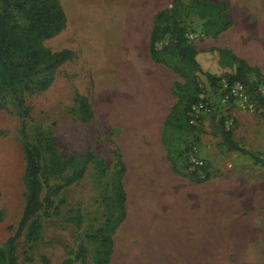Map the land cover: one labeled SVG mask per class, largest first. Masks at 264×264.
Wrapping results in <instances>:
<instances>
[{
    "label": "rangeland",
    "instance_id": "374dc122",
    "mask_svg": "<svg viewBox=\"0 0 264 264\" xmlns=\"http://www.w3.org/2000/svg\"><path fill=\"white\" fill-rule=\"evenodd\" d=\"M59 1L65 16L64 26L43 45L52 52L68 50L72 53L71 59L56 70L47 90L24 94L30 121L16 116L7 97L0 108V247L15 232L24 203L21 128L39 126L64 164L56 175L48 178L51 188L41 187V197L49 191L52 203L44 210L49 216L38 215L40 230L35 242L29 248L22 237L15 242L17 264H60L68 254L76 253L79 246L85 249L86 263L92 264L98 247L86 236L109 213L116 212L111 205L110 190L116 156L128 162L130 174L134 173L130 168L136 167L138 157L144 161L155 158L160 123L177 100L173 85L182 84L163 65L152 62L147 50L152 16L170 8L171 0ZM211 1L224 2L232 20V26L217 39L200 36V20L195 16L180 15L178 19L185 28L186 39L202 59V68L210 59L211 73H228L227 67L218 65V54L214 51L226 49L257 67L264 78V0ZM187 4L188 0H180L179 7ZM166 40L167 37L160 38L155 49L160 50ZM249 81H253L252 76ZM197 82L204 94L212 97L203 75H197ZM75 95L84 96L88 102L92 118L87 122L78 120ZM212 101L215 102L213 97ZM220 116L230 121L227 127L230 138L264 160V118L258 113L219 107L194 130L193 135L198 139L191 146L195 148V157L204 163L207 180H218L226 193L221 195L219 221L216 211L211 218L205 216L207 220L202 227L206 232L201 233L197 244L196 240L189 241L196 256L203 261H185L189 260L190 246L184 245L185 251L180 252L181 241H171V232L162 241H133L117 228L112 236L113 258L108 264H264V184H261L260 196L248 199L249 205L242 214L245 220L253 218L252 222H245L248 229L236 234L238 231H232L236 226L231 222V214L226 213L233 206L231 195L237 185L255 176H262L264 181V169L253 165L246 155L227 152L221 146L215 130ZM167 139L173 151L171 158L182 171L192 135L184 129L171 130ZM87 152L101 162L103 173H97L89 163L81 179L65 185L73 169L65 163L68 159L77 161ZM123 190L128 200L132 199L133 188ZM148 191L143 186L136 194H144L145 201L152 200ZM153 199L155 202L158 195ZM139 204L130 207L133 217L139 219L134 224L148 227L154 221H147L143 214L145 206ZM162 209L155 215L153 231L160 227L159 222L163 230L168 222L167 232L171 226H181L179 221L173 223V213L170 215ZM217 222L223 227L219 238L215 229L212 233L209 230L210 224L214 227ZM147 257L150 259L146 260Z\"/></svg>",
    "mask_w": 264,
    "mask_h": 264
},
{
    "label": "trees",
    "instance_id": "16d2710c",
    "mask_svg": "<svg viewBox=\"0 0 264 264\" xmlns=\"http://www.w3.org/2000/svg\"><path fill=\"white\" fill-rule=\"evenodd\" d=\"M179 2L180 0H171L170 8L162 9L152 16L147 50L152 62L163 65L182 80V84L173 85L177 100L170 107L162 123L160 139L166 149L171 171L198 183L206 181L209 176L205 166L195 167L192 170L188 166L187 157L190 147L198 141L193 135L197 128L187 125L189 107L197 101H211L214 103L213 113L219 106L212 101V97L216 101L217 86L223 79L228 84L241 83L251 95L255 113L264 118V93L258 92L259 85L264 86V78L257 67L248 65L226 49H214V51L218 54V65L227 67L228 73H211L210 59L202 68V59L195 47L186 39L185 28L178 20L180 15L195 16L200 20V36L212 40L227 31L232 26V20L226 4L222 1L188 0V4L182 7H179ZM64 23L65 16L59 0H0V108H3V101L7 97L16 116L23 121H30L24 94L47 90L54 81L56 70L72 57V53L68 50L52 52L43 45V42L53 38L62 30ZM162 37H167L166 43L160 50H156L154 46ZM197 75L205 77L212 97H207L200 89ZM249 76L253 77V81H249ZM73 102L77 106L78 120L89 121L92 113L86 98L75 95ZM223 119L220 116L216 120L215 129L221 146L227 152L246 155L253 165L264 169V160L248 153L230 138V131L224 128ZM183 129L191 133L193 141L186 149V162L181 171L177 168L175 160L168 156L173 151L167 133L171 130ZM20 137L24 163V203L15 232L0 247V264H17L15 242L18 238L22 237V242L28 248L35 242L40 230L38 215L49 216L44 210L52 203L49 191L41 197V187L44 185L49 190L51 187L47 183L48 178L56 175L64 165L57 158L46 132L39 126L34 125L26 130L24 125L20 130ZM89 163H92L97 173H103L101 162L91 152H87L78 157L77 161L67 160L65 164H71L73 169L64 184L71 185L81 179ZM113 168V179L110 182L111 205L117 213H109L102 224L92 234L86 236L98 247L92 264L109 263L112 254V236L125 218V193L122 185L125 166L120 155L116 156ZM76 220L79 222V217H76ZM76 261L79 264H87L83 246H79L73 255L68 254L60 264H74Z\"/></svg>",
    "mask_w": 264,
    "mask_h": 264
},
{
    "label": "crops",
    "instance_id": "0c3cea01",
    "mask_svg": "<svg viewBox=\"0 0 264 264\" xmlns=\"http://www.w3.org/2000/svg\"><path fill=\"white\" fill-rule=\"evenodd\" d=\"M261 72L263 73L262 70ZM164 119L160 123V135ZM160 138L161 137L159 136V145H157L155 158L144 161L142 157H138L139 161L136 163V167L130 168V170H134V173L130 174L127 171L126 165L128 162L123 161L125 166V173L122 179L123 189H126V187H132L134 191L133 197L130 200H128L129 198L125 195V218L118 228H121L123 232L125 231L127 238H131L133 241H138V239H142V241H162L163 238H166L167 234L171 232V241H181L180 246L182 249L180 252L185 251L184 245L190 246L187 249L188 254H190L189 260L185 261L201 262L203 261V258L200 259V257L196 256L189 241L196 240L197 244V242H199L197 240L201 238V233L203 234L206 232L202 227V224L204 225V220L206 219L204 218L205 216L211 218L212 215H215L216 211L219 213V216L216 218L217 221H219V203L221 201V195L226 194L225 188L223 185L221 186L218 180H206L195 183L174 174L171 171L170 163L167 160V152L162 145ZM168 156L171 157L172 154H168ZM261 184H264L263 177L255 176V178L244 182V184H239L237 187L235 186V193L231 195L232 197L230 196L231 199H233V206H230L229 211L227 210L226 213L231 214V222L236 226V228H232V231H238L236 234L243 232V229H248L245 222L253 221L252 217L245 220L242 217V214L249 205L248 199L250 198L251 201L253 197L260 196ZM143 186L147 187V191L149 190V198L152 197V200L145 201L144 194H136V192L138 193V190ZM155 195H158V199H155L156 201L154 202L153 196ZM146 202H149V204L146 205ZM137 203H140V207L145 206L143 208V214L150 223H152V221H154V223L156 222L157 218H155V215L162 212V208H164V211L170 212V215L172 213L174 214V217L172 218L173 223L179 221V223L181 222V226H171L169 232H167L168 222L166 227L164 224V230L162 229L160 222L158 223L160 224V227L155 231H153L152 228L154 223L148 227L145 225L144 228H142V225L136 226L134 223L137 220L139 221V219L136 220L133 217V211L131 212L130 207ZM157 207H159V209ZM145 208H147L148 212L147 210L145 211ZM241 225H244L246 228H240ZM222 228L223 227L219 225V222H217L214 227H211V224L209 226L211 233L212 230H216L218 238L219 231ZM151 244L154 243L151 242ZM113 253L114 249L112 241V254L110 261L113 258ZM149 259V257L146 258V260Z\"/></svg>",
    "mask_w": 264,
    "mask_h": 264
},
{
    "label": "built area",
    "instance_id": "2783aa9c",
    "mask_svg": "<svg viewBox=\"0 0 264 264\" xmlns=\"http://www.w3.org/2000/svg\"><path fill=\"white\" fill-rule=\"evenodd\" d=\"M209 91L210 88L208 87ZM258 92L264 93V86L261 84L258 87ZM211 94V93H210ZM216 101L219 107L232 108L246 113H254L255 105L251 100V95L246 88L239 82L228 84L225 80H220L217 86ZM213 105L211 101H197L193 103L187 112V125L193 128H198L203 119L212 114ZM224 128L227 130L230 121L223 120ZM195 148L191 147L188 154V166L192 170L195 167H203L204 163L195 157Z\"/></svg>",
    "mask_w": 264,
    "mask_h": 264
}]
</instances>
